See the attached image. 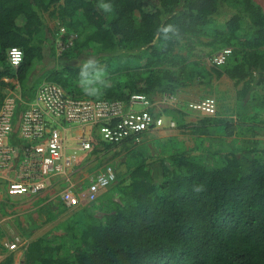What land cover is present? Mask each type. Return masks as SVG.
<instances>
[{
  "label": "trees",
  "instance_id": "obj_1",
  "mask_svg": "<svg viewBox=\"0 0 264 264\" xmlns=\"http://www.w3.org/2000/svg\"><path fill=\"white\" fill-rule=\"evenodd\" d=\"M98 2L0 0V105L16 83L27 88L47 49L55 63L45 80L74 96H83L79 65L93 59L106 70L99 98L107 99L176 96L225 75L236 89L233 115L217 108L185 123L179 110H166L195 144L159 142L151 162L144 148L95 136L94 153L128 150L127 169L22 247L20 264H264V10L253 0H111L105 13ZM70 34L56 56L54 43ZM12 46L23 52L16 70L7 59ZM223 47L231 48L226 62L206 67L201 57ZM63 210L41 204L33 227ZM0 264H13V254Z\"/></svg>",
  "mask_w": 264,
  "mask_h": 264
},
{
  "label": "built area",
  "instance_id": "obj_2",
  "mask_svg": "<svg viewBox=\"0 0 264 264\" xmlns=\"http://www.w3.org/2000/svg\"><path fill=\"white\" fill-rule=\"evenodd\" d=\"M70 36V43L57 40L62 50L73 42V34ZM230 53V47H223L212 54L209 63L220 66ZM7 59L16 70L23 59L22 49L10 47ZM178 102L177 96L167 93L156 100L144 93H132L125 99L79 97L51 81H44L31 97L22 96L16 87L9 89L0 105V200L39 195L69 176L78 153L90 151L95 136L109 144H139L147 131L174 128L175 120L168 117L165 122L160 109L166 105L176 107ZM185 108L215 115L217 104L213 97H204L185 102ZM70 125L90 131L76 134L77 142L68 148L66 132ZM115 180V171L105 165L87 178L69 181L59 193L61 204L74 209L92 202ZM6 246L14 250L17 242Z\"/></svg>",
  "mask_w": 264,
  "mask_h": 264
},
{
  "label": "rangeland",
  "instance_id": "obj_3",
  "mask_svg": "<svg viewBox=\"0 0 264 264\" xmlns=\"http://www.w3.org/2000/svg\"><path fill=\"white\" fill-rule=\"evenodd\" d=\"M253 1L258 3L262 7V9L264 10V0H253ZM49 24L51 25V27H53L57 23L54 20H49ZM73 36H72V38H73ZM68 40H69V42H68ZM68 40H67V42L70 43L72 40L71 36L68 37ZM58 41H61V39H58ZM58 41H56V43H54L56 56L61 54V50H62L60 48V46L58 45ZM201 60L206 62V67L211 65L209 63V57L207 58V56L203 55L201 57ZM54 63H55V59L52 57L51 53L48 52L47 49H44V58L39 64L36 65V68L32 72V75H31L32 79H34L33 82H35V86L31 87V88H27V90L28 89L33 90V88L35 89V87L37 88L36 85H38L40 82L43 81V77L45 76V71L48 70L49 68H51ZM15 87L17 90L18 89L25 90L24 87H21L17 83L15 84ZM235 90L236 89L233 85V82L229 78H227L225 75H223L220 78H216L213 76L211 79V86H205L203 84H195V85H189L185 88H181L177 93L178 99H179L177 106L173 107L172 105H166L160 109L161 113L164 114V121L167 122L168 117L173 118L175 120V127L174 128H166L165 127V128L156 129V130H153L150 132L147 131L144 133V136H143L141 143H139V144L127 143L128 146L130 147V149L144 148L145 151L147 150L146 151V155L148 156L147 161H150V162L153 161L155 159V157L158 155V152H160L158 144L165 143L169 138H174L180 142H183V144L187 148L193 147L195 144V141L193 139L194 137L191 134H189L186 131V129H183V128L178 126L177 120L173 117V116H175L174 113L167 112L166 110H168L170 108L179 110L180 113H182L181 118H182L183 122H185V123L196 122L197 118L202 116L203 114L199 113V112L187 110L185 108L184 102L187 100L201 99L202 98L201 96L204 95V97H213L216 100L217 108L221 113H223L225 115L226 114L233 115L232 110H234V107H235ZM258 120L264 123V110L260 113ZM81 130H83V132L85 134H88L90 131L89 129H81ZM73 131H74V127L72 125L67 127V132H66L67 145H73L76 142L77 136H76V134L73 133ZM118 150H119V148L116 147V149L109 150L105 153H103V152L94 153L92 151V148H91V151L86 153V155H84V158H82L81 160H79L80 158L78 159L79 162H77V166L79 164H82L83 172L87 173V174L95 173L98 169L102 168L105 165L111 166L113 168V170L115 171V173L119 172V171L123 172L127 169V166H126V164L123 163V160L125 158L124 155L126 154V152L128 150L127 149H120L119 151ZM115 151H118L119 154H117L116 156H113V153ZM78 154H80L79 157H81L83 155L82 152H79ZM55 193L57 194L58 191H56ZM37 198H39V197H37ZM58 198L59 197L57 196L56 199H58ZM26 200L27 199L23 200L21 203H18V205L20 204V206H17V210L19 209V207H20V210H25L28 208V205L30 202L26 201ZM85 204H87V203H83L80 206H84ZM80 206H78L76 208H79ZM76 208L66 209L65 211H62L61 213H59L56 216V219L54 221L46 223V224H44V226H41L40 228H43L44 231L47 230V233H50L58 221L64 219L66 216H68ZM0 212L2 214H5V208L3 206L0 208ZM5 229L8 231V228H5ZM18 230L19 229L17 227L13 226L11 228V230H9V232L12 235H15L16 233L19 232ZM35 235H36V232H34L33 237ZM16 240H17V242H20L19 239H16ZM13 260H14V264H20L21 263L22 248L17 249L13 253Z\"/></svg>",
  "mask_w": 264,
  "mask_h": 264
},
{
  "label": "crops",
  "instance_id": "obj_4",
  "mask_svg": "<svg viewBox=\"0 0 264 264\" xmlns=\"http://www.w3.org/2000/svg\"><path fill=\"white\" fill-rule=\"evenodd\" d=\"M33 81L34 79H32V76L29 77L28 82H27L28 84L27 88H31L35 86V82ZM44 81H46L45 77H43V81L40 82L36 86L38 87ZM27 88L25 87V90L20 89V92L22 93V96L31 97L36 87L35 89L33 88V90H30V89L27 90ZM73 127H74V131H73L74 134L79 135L81 134V132H83L81 128H79L78 126H73ZM76 142H77V139H76ZM75 143L73 145H67L68 148L73 147ZM88 152L89 151L82 152L83 155L81 157H78V159L80 158L79 160H81L82 158H84V155H86V153ZM77 162L74 164L73 168L69 172V176H67L66 178H61L57 182L52 183V186L48 190H46L45 192L39 195H36V196L21 195V196H14V197L7 196V197H4L3 200H0V208L2 206L5 208V214H2L0 212V262L9 254L11 253L13 254L17 249L26 246L29 241L37 238L38 236H41L47 233V230L44 231L43 228H40L41 226L36 227V228L33 227V224H32L33 220H37V209H38L37 207L38 206L44 203H48V204L50 203V206L54 209V212H58L59 208L62 209V206H63L61 204L60 198L56 199L57 196L60 197L59 193L61 189L65 188L69 181L77 182L93 174V173H90V174L84 173L82 164H79L77 166ZM2 184L3 183L0 182V186ZM56 191H58L57 194L55 193ZM25 199H27L26 201L30 202L28 205V208L25 210H20V207H19V209L17 210V206H20V204L18 205V203H21ZM13 226L19 229L18 233L16 234L14 233L15 235H12L9 232V230H11ZM4 227L8 228V231ZM34 232H36V235L33 237ZM16 239H19L20 242H17ZM14 241L17 242V248L14 250L8 249L6 244L9 242H14ZM13 264H14V260H13Z\"/></svg>",
  "mask_w": 264,
  "mask_h": 264
},
{
  "label": "clouds",
  "instance_id": "obj_5",
  "mask_svg": "<svg viewBox=\"0 0 264 264\" xmlns=\"http://www.w3.org/2000/svg\"><path fill=\"white\" fill-rule=\"evenodd\" d=\"M98 6L105 12L112 11L111 0H99ZM168 31V29H165ZM106 70L98 61L88 59L79 65L77 74V86L81 94L86 98H99L103 95V90L108 86L105 79Z\"/></svg>",
  "mask_w": 264,
  "mask_h": 264
}]
</instances>
